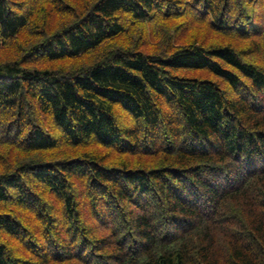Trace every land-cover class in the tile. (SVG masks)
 I'll use <instances>...</instances> for the list:
<instances>
[{"label": "trees", "instance_id": "trees-1", "mask_svg": "<svg viewBox=\"0 0 264 264\" xmlns=\"http://www.w3.org/2000/svg\"><path fill=\"white\" fill-rule=\"evenodd\" d=\"M0 144V264H264V0H0Z\"/></svg>", "mask_w": 264, "mask_h": 264}, {"label": "rangeland", "instance_id": "rangeland-1", "mask_svg": "<svg viewBox=\"0 0 264 264\" xmlns=\"http://www.w3.org/2000/svg\"><path fill=\"white\" fill-rule=\"evenodd\" d=\"M3 54H8V53H3ZM68 64L63 65V67L67 68ZM7 146L0 144V172L2 171H6L9 170L11 168H15L17 165L22 164L24 162H26V164L29 163V160H34V158L32 157L31 154H25L24 152H22L21 155H17L20 154L16 153V152H12L13 158H11L12 160H10L8 158V156L6 155L8 153L7 151ZM66 153H71V149L67 148V149H63ZM74 153V152H73ZM42 158L44 159H54L55 158V152L52 151H48L45 152L43 154H40ZM17 157V160H14ZM1 158H4V161L1 160ZM40 159V158H39ZM38 159V160H39ZM49 200V199H48ZM11 204H4L0 205L2 206L0 208V215H4L5 213H11L14 214V212H12V205ZM55 207H57V209H61L60 204H56ZM22 213H26L27 211L25 209H22L21 211ZM61 214V212H60ZM62 215V214H61ZM29 214L26 213L25 215L19 216V219L21 222H19L21 225L25 226L26 223H31L30 219H29ZM32 224H35L34 222ZM26 227V226H25ZM3 231H0V238L4 241V243H6L8 245V247L17 255V256H27V252L24 249V244H22L19 240L17 239H11L10 236H8L6 233H2Z\"/></svg>", "mask_w": 264, "mask_h": 264}]
</instances>
